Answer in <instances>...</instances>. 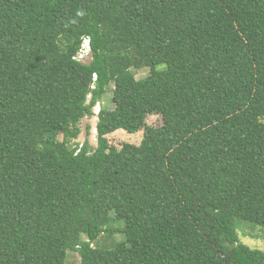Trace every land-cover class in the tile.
<instances>
[{
	"label": "trees",
	"instance_id": "16d2710c",
	"mask_svg": "<svg viewBox=\"0 0 264 264\" xmlns=\"http://www.w3.org/2000/svg\"><path fill=\"white\" fill-rule=\"evenodd\" d=\"M98 105L97 147L74 144ZM120 130L141 144L111 146ZM247 224L264 229V0H0V264H264Z\"/></svg>",
	"mask_w": 264,
	"mask_h": 264
},
{
	"label": "rangeland",
	"instance_id": "374dc122",
	"mask_svg": "<svg viewBox=\"0 0 264 264\" xmlns=\"http://www.w3.org/2000/svg\"><path fill=\"white\" fill-rule=\"evenodd\" d=\"M136 79L142 80L149 76V70L136 71ZM112 93H109L105 96L101 107H105L110 112L115 110V105L112 101ZM98 118L95 116L91 118H85L80 123L79 127L81 129L80 137L75 141L74 144H83L85 140H88L90 144L96 148L97 147V123ZM148 126L152 128H159L163 126V119L160 116H150L147 120ZM87 127H90V132L87 133ZM144 137V131L139 132L135 135H130L127 132L120 130L114 134L108 136V140L111 146H114L121 150V148L126 144L140 145ZM111 219L115 218L114 212L110 214ZM120 223L115 222L111 223L109 227L118 228ZM240 240L243 244L251 247L264 250V229L258 226L245 225L239 230ZM124 240L123 235L115 234L112 237H102L99 241V245L106 248H112L117 243H120ZM66 264H81V257L77 253L70 252Z\"/></svg>",
	"mask_w": 264,
	"mask_h": 264
},
{
	"label": "built area",
	"instance_id": "2783aa9c",
	"mask_svg": "<svg viewBox=\"0 0 264 264\" xmlns=\"http://www.w3.org/2000/svg\"><path fill=\"white\" fill-rule=\"evenodd\" d=\"M90 55H91L90 42L88 40H85L83 47L80 50L78 56L75 58V60L79 62H85L90 59ZM96 79H97V76H94V81H96ZM99 111H100V108H98V112L96 113L98 114Z\"/></svg>",
	"mask_w": 264,
	"mask_h": 264
},
{
	"label": "clouds",
	"instance_id": "9594fccd",
	"mask_svg": "<svg viewBox=\"0 0 264 264\" xmlns=\"http://www.w3.org/2000/svg\"><path fill=\"white\" fill-rule=\"evenodd\" d=\"M97 80V79H96ZM96 81H94V83H95ZM98 108H100V106L98 105L96 108H95V115H96V117H97V115L100 113V111H99V113L97 114L96 112H98Z\"/></svg>",
	"mask_w": 264,
	"mask_h": 264
}]
</instances>
